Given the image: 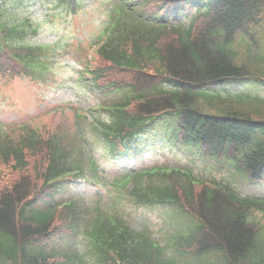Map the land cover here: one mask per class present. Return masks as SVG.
Returning <instances> with one entry per match:
<instances>
[{
  "label": "trees",
  "instance_id": "16d2710c",
  "mask_svg": "<svg viewBox=\"0 0 264 264\" xmlns=\"http://www.w3.org/2000/svg\"><path fill=\"white\" fill-rule=\"evenodd\" d=\"M108 1L96 64L85 69L100 90L123 95L88 122L95 139L116 155L138 135L166 131L262 181L264 98L224 88L248 80L264 87V0ZM174 13L193 19L173 22ZM27 28L0 2V76L38 80L49 72L51 50L24 41ZM75 122L0 128V264H264V201L188 167L113 177L106 204L56 199L71 176L100 180L86 128ZM124 200L170 207L175 230L134 229Z\"/></svg>",
  "mask_w": 264,
  "mask_h": 264
},
{
  "label": "rangeland",
  "instance_id": "374dc122",
  "mask_svg": "<svg viewBox=\"0 0 264 264\" xmlns=\"http://www.w3.org/2000/svg\"><path fill=\"white\" fill-rule=\"evenodd\" d=\"M35 0H10L8 2V14H11L15 21H22L19 15L21 10L26 9L29 4ZM102 1L96 3L95 0H89L90 6L84 12V23L81 25V35L85 43H78L75 46L68 45L60 50H54L50 55V73L46 78L39 80H29L13 78L8 79L0 76V126L8 128L9 125L15 127L21 123H36L43 125L47 121H51L52 126L58 123L68 121L70 123L74 116L72 110H88L97 117L104 116L100 112L104 95L95 89L86 78L82 77V66L74 59L75 52L87 54L90 42H92L91 34L94 33L102 24ZM36 35V34H35ZM33 35V37L35 36ZM30 41L33 43L45 44L50 43L48 37L41 36L37 40ZM244 86L249 89H257L252 81H247ZM54 116V117H53ZM90 119L92 116H88ZM89 133V132H88ZM92 137V136H91ZM93 140V137H92ZM96 143V142H94ZM94 156L101 168L110 171L113 165L106 161L103 149L100 143L93 146ZM157 152L149 156H143L142 160L149 161L154 159H169L173 163L190 164L199 177L215 178L232 181L242 194L259 195L264 197V185L253 187L257 182L252 183L246 178V182L256 191L250 190L246 183H243L235 173L233 168L221 166L220 163L207 159L198 151L192 152H176L168 146L157 143ZM215 160V159H214ZM134 159H129L118 166L129 168L137 165ZM104 192V190L92 186L89 182L83 180H75L71 186V193L82 195L88 200H94L96 196ZM69 194V193H68ZM128 209L129 218L136 228L151 225L156 229L160 228L166 220V211L159 207H137L135 205L125 203Z\"/></svg>",
  "mask_w": 264,
  "mask_h": 264
},
{
  "label": "clouds",
  "instance_id": "9594fccd",
  "mask_svg": "<svg viewBox=\"0 0 264 264\" xmlns=\"http://www.w3.org/2000/svg\"><path fill=\"white\" fill-rule=\"evenodd\" d=\"M90 6L82 0H35L21 10L19 15L27 19L36 35L50 38V43L40 46L47 50H60L68 45L85 43L81 35L84 12Z\"/></svg>",
  "mask_w": 264,
  "mask_h": 264
}]
</instances>
